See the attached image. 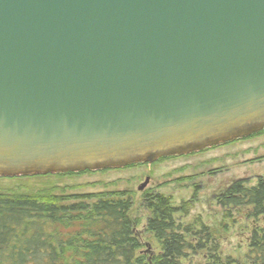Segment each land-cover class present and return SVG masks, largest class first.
<instances>
[{"label":"water","instance_id":"water-1","mask_svg":"<svg viewBox=\"0 0 264 264\" xmlns=\"http://www.w3.org/2000/svg\"><path fill=\"white\" fill-rule=\"evenodd\" d=\"M263 130L264 0H0V178L152 164Z\"/></svg>","mask_w":264,"mask_h":264},{"label":"rangeland","instance_id":"rangeland-1","mask_svg":"<svg viewBox=\"0 0 264 264\" xmlns=\"http://www.w3.org/2000/svg\"><path fill=\"white\" fill-rule=\"evenodd\" d=\"M167 158L62 178H0V189L34 193L61 189L64 196L128 193L133 201L136 236L142 244L140 252L147 259L157 256L161 248L147 230L150 213L143 201L147 195H163L177 210L176 228L186 241L204 246L196 254L188 253L182 264H254V239L255 235L264 237V218L256 219L251 207H223L219 198L235 182L242 181L251 188L264 178V130L251 138ZM214 255L218 260L212 258Z\"/></svg>","mask_w":264,"mask_h":264},{"label":"trees","instance_id":"trees-1","mask_svg":"<svg viewBox=\"0 0 264 264\" xmlns=\"http://www.w3.org/2000/svg\"><path fill=\"white\" fill-rule=\"evenodd\" d=\"M62 192L0 189V264H182L188 253L204 248L186 241L176 228L177 210L163 195H147L143 201L150 213L147 230L161 248L157 256L147 259L140 252L142 244L136 236L128 193L64 196ZM219 199L223 207H251L256 219L264 218V178L251 188L235 182ZM254 242L253 263L264 264V237L255 235ZM212 258L218 260L217 255Z\"/></svg>","mask_w":264,"mask_h":264},{"label":"bare ground","instance_id":"bare-ground-1","mask_svg":"<svg viewBox=\"0 0 264 264\" xmlns=\"http://www.w3.org/2000/svg\"><path fill=\"white\" fill-rule=\"evenodd\" d=\"M163 160V159H162Z\"/></svg>","mask_w":264,"mask_h":264}]
</instances>
